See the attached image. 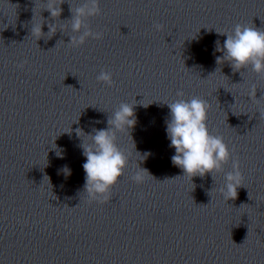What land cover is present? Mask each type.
Returning <instances> with one entry per match:
<instances>
[{"label": "water", "instance_id": "water-1", "mask_svg": "<svg viewBox=\"0 0 264 264\" xmlns=\"http://www.w3.org/2000/svg\"><path fill=\"white\" fill-rule=\"evenodd\" d=\"M46 2L0 0V264H264V119L249 97L255 85L264 107V77L216 62L227 39L216 30L264 28V0H100L88 23L104 36L79 47L68 44L70 7L84 0H65L59 18L40 13ZM40 14L45 33L68 27L36 40ZM102 70L114 85L97 81ZM179 91L208 100L210 132L234 149L216 181H191L171 161L165 102ZM134 99L149 105L118 133L128 166L112 198L90 202L76 129L107 128ZM236 158L245 186L225 201ZM139 167L154 178L134 182Z\"/></svg>", "mask_w": 264, "mask_h": 264}, {"label": "clouds", "instance_id": "clouds-1", "mask_svg": "<svg viewBox=\"0 0 264 264\" xmlns=\"http://www.w3.org/2000/svg\"><path fill=\"white\" fill-rule=\"evenodd\" d=\"M64 2L65 0H47L40 8V13L42 9H46L50 11L51 17L59 18L63 11L60 5ZM37 7L36 3L34 9ZM70 11L72 13L71 31L78 34L70 36L71 39L68 42L70 46L79 47L89 37L97 40L103 38L104 33L93 31L88 23L90 17L101 14L100 0H84L76 7L71 4ZM40 17L41 22L34 24L31 28V36H34L36 40L42 37L51 38L57 32L58 27L62 29L68 27V25L58 26L48 23L49 31L45 33L43 31L44 18L41 14ZM154 27L157 30H163L164 26L157 23ZM216 31L227 36L223 44L219 40L216 42V51L223 52L222 56L216 57L217 64L230 62L233 71H240L251 66L253 72L264 77V28H257L253 23H237L231 30ZM26 63L27 61H23L17 66L23 68ZM243 73L241 72L242 76H244ZM96 79L109 86L115 84L113 73L108 70H102ZM256 92L257 87L253 85L249 97L258 105L259 118L264 119V107H260L261 97L257 98ZM177 96L180 98L165 102L170 108V116L165 121L166 131L171 142L170 147L175 149V155L171 157V161L180 167L191 181L195 176L204 177L208 173H211L213 180L216 181L215 174L224 172V166L232 159L234 149L229 147L222 135H213L210 132L207 120L211 104L208 100L200 96L185 99L183 91L177 92ZM138 103L145 107L149 105L136 99L131 103L121 102L108 117V127L94 129V134L85 135L82 129H76L77 135L84 138L80 145L83 155L87 158L83 164L86 173L84 193L87 194L90 202L104 203L112 198L111 189L123 176L128 166L130 155L120 147L118 133L125 131L129 133V130L136 125L135 106ZM232 169L225 173L224 184L219 187V192L225 201L235 199L238 189L245 186L239 158L233 160ZM65 173L70 174L67 168H65ZM149 177H153L149 171L139 167L131 179L136 183H143Z\"/></svg>", "mask_w": 264, "mask_h": 264}]
</instances>
